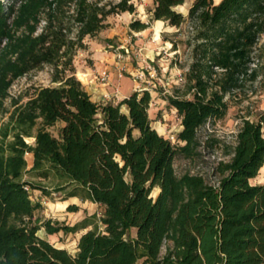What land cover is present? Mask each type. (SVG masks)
<instances>
[{"label": "trees", "instance_id": "trees-1", "mask_svg": "<svg viewBox=\"0 0 264 264\" xmlns=\"http://www.w3.org/2000/svg\"><path fill=\"white\" fill-rule=\"evenodd\" d=\"M184 2L153 0L151 15L177 30L188 27L185 90L166 97L180 118V144L151 126L148 91L103 105L91 100L74 75L73 56L84 48L83 39L104 29L109 15L135 12L127 0L108 10L76 1L73 38L62 12L47 35L32 40L26 65L50 67L54 85L35 89L23 105L13 101L12 139L0 145V264H264V184L251 183L264 166L263 118L239 117L232 145L198 138L208 121L226 115V96L257 77L252 54L264 35V0H194L186 17L175 11ZM40 6L37 1L32 10ZM7 10L0 0V38ZM129 27L140 32L149 25L134 21ZM57 123L63 125L55 137L49 129ZM218 143L227 160L212 166L215 184L201 174H176L177 157L192 162ZM51 176L67 198L103 208L102 229L89 220L73 227L34 220L40 204L25 188L45 191L33 181ZM67 210L79 211L75 205ZM91 226L74 254L37 236L41 229L49 237ZM131 230L135 236L127 238Z\"/></svg>", "mask_w": 264, "mask_h": 264}, {"label": "rangeland", "instance_id": "rangeland-1", "mask_svg": "<svg viewBox=\"0 0 264 264\" xmlns=\"http://www.w3.org/2000/svg\"><path fill=\"white\" fill-rule=\"evenodd\" d=\"M37 1L41 6L34 11L32 8L36 6ZM76 1L80 0H2L6 10L8 9L6 13L8 17L6 32L0 38V145L8 143L12 139L13 125L9 122V116L15 109L13 101H17L18 106L23 105L33 95L35 89L54 85L50 81V67L45 66L35 70L28 69L26 65V58L32 48L31 45L33 46L32 40L40 35H47L53 28L55 16L62 12H64L62 17L65 26H68L70 37L73 38L77 29V25L73 23ZM121 1L87 0L89 4H97L98 7H105L106 10ZM127 1L135 9L133 14L125 12L109 15L104 20L106 26L104 29L102 28L92 38L85 37L83 39L84 48L77 49L73 56L74 75L78 81L79 78H82L77 76V68L91 66L93 61L90 58L93 52H106L114 55L116 61L128 63L133 71L127 73L121 70L122 75L130 77L135 82L137 91L145 90L150 94L148 116L151 126L159 135L169 139L172 144H180L176 138L181 130L180 118L176 111L169 106L166 97L175 94L178 90L182 94L185 90V76L191 64V50L185 45L188 27L185 24L181 26L180 30H177L165 26L163 23L158 27L159 36L155 40L154 35L158 25L151 20L154 8L153 0ZM193 2L194 0H185L183 5L175 8V11L186 17ZM213 2L219 4L221 0H213ZM23 7H26V12L23 11ZM57 7L58 12L55 11ZM20 9H22L21 13ZM57 16L59 17V15ZM134 21L148 24L150 31L134 36L129 27ZM173 43L175 49H172ZM125 49L128 50V53ZM117 55L121 58L118 59ZM252 57V67L257 71L256 79L246 81L242 89L226 96L225 99L228 103L226 115L221 120L208 121L199 129L198 138L201 142L211 137L225 145H232L240 125L239 117L251 120L262 117L264 121V35L260 37ZM147 65L155 71L154 78H151L147 73ZM13 68L16 69L14 72ZM138 72L144 73L143 81L136 79ZM178 77H181L182 81L176 83ZM60 126L61 123H57L49 129V132L58 137ZM33 130L34 133L36 128ZM262 135L264 137V123ZM25 141L28 144L34 143L33 138H25ZM219 148L220 143L215 147V151L205 149L201 156L192 162L177 157L174 162L176 174L179 176L186 172L201 174L208 182L215 184L216 178L212 176L211 168L219 159L227 160ZM25 160L27 165H30L31 154L25 155ZM33 183L45 189V191L29 189L31 201L40 204V209L34 214V220L39 225L49 220L55 225L73 227L81 226L82 223L89 220L90 223L97 224L99 229H102L99 224L102 214L100 207H96L95 204L88 201L82 202L78 198H67L68 191H60V183L53 176L48 180H34ZM251 183L264 184V166ZM157 193L158 191L154 190L151 196L156 198ZM71 205L77 206L79 211L69 212L67 207ZM92 227L94 226L70 234L60 232L49 237L41 229L37 236L47 240L55 247L74 254L79 237ZM134 236L135 230H131L127 234V238H134Z\"/></svg>", "mask_w": 264, "mask_h": 264}, {"label": "crops", "instance_id": "crops-1", "mask_svg": "<svg viewBox=\"0 0 264 264\" xmlns=\"http://www.w3.org/2000/svg\"><path fill=\"white\" fill-rule=\"evenodd\" d=\"M154 23L158 25L156 26V31L154 35L155 40H157L159 36L158 27L161 26L163 22L156 21ZM147 31H150V29L147 28L144 31L133 32L132 34L135 36L138 34H143ZM139 49H141V47H139ZM90 59L93 61V64L88 67L85 66L77 68V76L82 77L79 78V81L83 85L82 87L90 96L92 101L103 105L108 103L115 105L137 91L135 82L130 77H124L121 73V70H124L127 73L128 71H133L128 63H124L123 61H116L114 55H111L106 52H93V54H91ZM103 69H107L109 72L110 82L108 86H102L96 81V74L102 71ZM121 111L126 112V108L122 107ZM62 125L63 124L61 123L60 128L62 127ZM32 162L33 161H31L30 165H27V169H30V167L32 166ZM95 205L96 207H100L97 204ZM100 209L103 211L102 207H100Z\"/></svg>", "mask_w": 264, "mask_h": 264}, {"label": "built area", "instance_id": "built-area-1", "mask_svg": "<svg viewBox=\"0 0 264 264\" xmlns=\"http://www.w3.org/2000/svg\"><path fill=\"white\" fill-rule=\"evenodd\" d=\"M126 53H128V50H125ZM118 59L121 58V56L117 55L116 56ZM147 68V73L149 74V76L151 78H154L155 76V71L153 69H151L150 66H146ZM143 77H144V73L143 72H138L136 74V79L138 80H142L143 81ZM96 81L98 84L102 85V86H108L109 82H110V76H109V72L107 69H103L102 71H100L99 73L96 74ZM182 81L181 77H178L176 80V83H179ZM116 97V96H115ZM25 190L29 193V188L26 187Z\"/></svg>", "mask_w": 264, "mask_h": 264}]
</instances>
